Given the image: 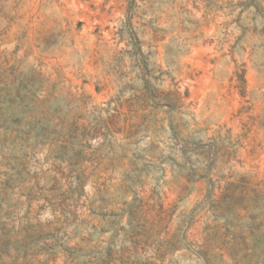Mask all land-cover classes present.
<instances>
[{
    "label": "rangeland",
    "instance_id": "374dc122",
    "mask_svg": "<svg viewBox=\"0 0 264 264\" xmlns=\"http://www.w3.org/2000/svg\"><path fill=\"white\" fill-rule=\"evenodd\" d=\"M0 264H264V0H0Z\"/></svg>",
    "mask_w": 264,
    "mask_h": 264
}]
</instances>
